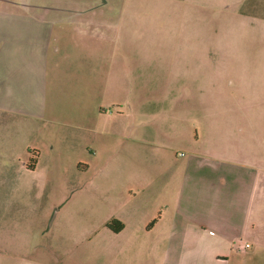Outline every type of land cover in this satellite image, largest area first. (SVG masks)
<instances>
[{"label": "crops", "instance_id": "crops-1", "mask_svg": "<svg viewBox=\"0 0 264 264\" xmlns=\"http://www.w3.org/2000/svg\"><path fill=\"white\" fill-rule=\"evenodd\" d=\"M192 1L195 152L171 169L170 180L154 183L148 175L162 165L138 160L140 148L125 146L121 160L97 163L102 177L112 175L111 185L100 190L117 206L103 224L130 244L142 242L148 228H164L154 244L162 264H230L239 251L264 249V114L253 107L254 93L247 97L244 60L247 38L257 40L264 26V0ZM105 5L0 0V116L36 125L70 116L71 106L79 105V127L102 131L87 106L93 89L88 78L96 77L102 55ZM114 127L125 138L127 123ZM126 138L149 142L142 135ZM111 222H121L122 229L113 230Z\"/></svg>", "mask_w": 264, "mask_h": 264}, {"label": "rangeland", "instance_id": "rangeland-1", "mask_svg": "<svg viewBox=\"0 0 264 264\" xmlns=\"http://www.w3.org/2000/svg\"><path fill=\"white\" fill-rule=\"evenodd\" d=\"M103 1L102 55L88 78L87 106L102 131L79 127V105L36 125L0 116V264H162L154 244L164 228H148L130 244L104 226L117 206L100 190L112 175L102 177L97 163L121 160L125 146L140 148L138 160L162 165L148 175L154 183L170 180L171 169L195 152V2ZM246 47L247 97L254 93L253 107L264 114V26ZM120 122L125 138L114 127ZM136 135L149 142L126 138ZM252 250L230 264H264V249Z\"/></svg>", "mask_w": 264, "mask_h": 264}, {"label": "trees", "instance_id": "trees-1", "mask_svg": "<svg viewBox=\"0 0 264 264\" xmlns=\"http://www.w3.org/2000/svg\"><path fill=\"white\" fill-rule=\"evenodd\" d=\"M33 164H31L30 166H32ZM109 226L115 230V231H120L122 229L123 224L121 222H118V226H116L115 222H111L109 223Z\"/></svg>", "mask_w": 264, "mask_h": 264}, {"label": "built area", "instance_id": "built-area-1", "mask_svg": "<svg viewBox=\"0 0 264 264\" xmlns=\"http://www.w3.org/2000/svg\"><path fill=\"white\" fill-rule=\"evenodd\" d=\"M247 246H249V244H247Z\"/></svg>", "mask_w": 264, "mask_h": 264}]
</instances>
